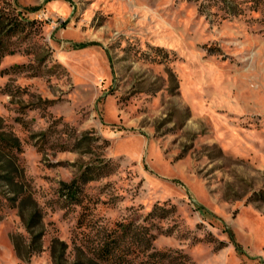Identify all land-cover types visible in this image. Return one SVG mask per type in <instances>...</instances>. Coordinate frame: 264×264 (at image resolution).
<instances>
[{"label":"rangeland","instance_id":"obj_1","mask_svg":"<svg viewBox=\"0 0 264 264\" xmlns=\"http://www.w3.org/2000/svg\"><path fill=\"white\" fill-rule=\"evenodd\" d=\"M0 264H264V0H0Z\"/></svg>","mask_w":264,"mask_h":264}]
</instances>
